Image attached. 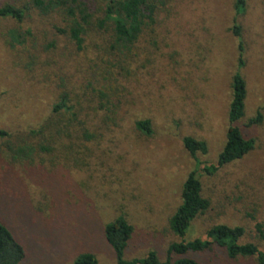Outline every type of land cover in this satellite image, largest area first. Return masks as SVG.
<instances>
[{
    "label": "rangeland",
    "instance_id": "1",
    "mask_svg": "<svg viewBox=\"0 0 264 264\" xmlns=\"http://www.w3.org/2000/svg\"><path fill=\"white\" fill-rule=\"evenodd\" d=\"M81 1L93 18L77 49L57 10L0 0L26 7L20 22L0 18V128L14 146L22 139L47 147L35 149L32 161L13 159L0 139V222L25 249L20 264H74L82 252L115 264L104 226L119 215L132 226L124 257L154 250L164 261L180 240L169 220L194 168L209 206L185 238L205 239L216 224L241 226L240 242L264 252V0H246L239 15L234 0H163L154 30L145 29L129 50L114 44L112 20L103 22L105 3ZM234 20L245 48V108L237 125L255 144L208 172L228 126L238 56ZM61 101L67 108L54 111ZM258 111L261 121L250 124ZM144 119L150 135L135 127ZM46 122L43 135L30 133ZM186 136L206 142L198 165L184 148ZM184 256L257 264L216 245Z\"/></svg>",
    "mask_w": 264,
    "mask_h": 264
},
{
    "label": "trees",
    "instance_id": "2",
    "mask_svg": "<svg viewBox=\"0 0 264 264\" xmlns=\"http://www.w3.org/2000/svg\"><path fill=\"white\" fill-rule=\"evenodd\" d=\"M41 12L57 10L68 22V33L77 49H81L83 35L91 24L93 13L81 0H28ZM105 3L103 14L105 22L112 20L113 42L117 47L129 50L130 47L145 33V29L154 30L152 27L157 23V13L160 6L164 5L163 0H100ZM246 0H234L236 15L245 11ZM26 7H18L12 4L0 6V18H13L20 22L25 16ZM99 25L102 26V23ZM233 36L237 39V68L231 78V99L228 106V126L225 133V142L218 154L215 164L204 167V171L213 172L219 167L241 159L246 153L253 149L255 141L253 138H244L237 125V122L244 115L246 84L240 69L245 65L244 45L241 37V27L234 20L231 27ZM64 100V99H63ZM62 100V101H63ZM54 106V111L65 107L64 102ZM260 111L249 119V123L261 121ZM135 127L143 134L150 135L152 132L151 123L148 119L138 120ZM48 123L40 125L38 130L32 129L30 133L37 134ZM11 134L0 128V139H5L6 146L12 153L13 159L33 160L35 149H47L39 143L33 144L24 140L20 144L13 145L9 141ZM184 148L189 155L199 164L197 154L207 152L206 142L190 136L183 138ZM209 201L202 195V187L197 168L191 170L186 176L181 188V203L169 220L171 231L180 240L172 242L166 250V258L161 261L154 250H150L146 256L140 258L126 259L124 251L132 234V226L122 216L104 226V237L114 252L115 264H203L191 257L184 256L189 252H199L210 245H216L225 250L229 257H254L257 264H264V252L254 243H241L240 240L245 233L241 226H229L216 224L206 232V238H185L192 220L205 211ZM258 230L260 226L258 225ZM26 252L23 245L17 240L10 229L0 222V264H20L25 258ZM74 264H98L96 256L89 252H82L75 257Z\"/></svg>",
    "mask_w": 264,
    "mask_h": 264
}]
</instances>
